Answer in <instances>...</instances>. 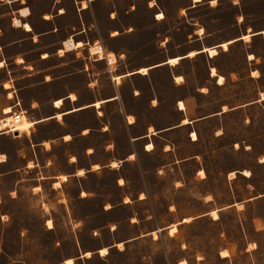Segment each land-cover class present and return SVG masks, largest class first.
I'll return each mask as SVG.
<instances>
[{
    "label": "rangeland",
    "instance_id": "rangeland-1",
    "mask_svg": "<svg viewBox=\"0 0 264 264\" xmlns=\"http://www.w3.org/2000/svg\"><path fill=\"white\" fill-rule=\"evenodd\" d=\"M11 2L0 0V14ZM50 4L51 0H37V29L53 25L39 17V12ZM151 4L153 0H106L101 5L118 9L120 21L136 23L135 31L119 41L130 48L146 44L143 57L154 54L155 46L183 43L187 49L216 45L264 29V0H217L215 5L211 0H155V8H150ZM161 11L166 18L157 20ZM73 19L74 12L70 10L56 22L63 25ZM0 22L7 31L6 40L26 36L22 27H10L6 16ZM200 27L204 33L196 34ZM65 34L66 29H61L38 41L25 38L7 48L8 60L18 53L32 60L33 75L10 64V72L0 70V93L7 95L3 77L11 74L22 106L31 117L48 115L52 101L58 97L76 92L80 103L89 90L92 94L99 90L96 78L101 73L91 67L99 56L90 47L101 44L102 54L98 52L103 56L105 45L101 39L88 37L83 47L67 52L61 60L58 55L43 60L42 53L55 51ZM166 34L172 35L171 43H164ZM135 56L138 54H125L122 62L134 60ZM63 60L67 66L59 67ZM209 63L206 53L184 63L190 73V86H209V93H201L200 89L195 93L199 100L197 115L222 109L224 102L231 103L228 106L249 104L195 122L199 137L196 142L190 138L188 128L179 127L156 137V147L150 153L140 151L135 157L137 163L131 159L123 164L116 156L109 160V154L104 152L103 144L110 149H115V144L106 143L101 134L104 124L96 119L93 110L67 115L60 119L62 122L56 118L38 124L35 134L41 144L34 143L33 150L26 147L22 153L33 158L37 153L39 166L29 167L27 163L33 164L29 161L14 173L0 177V213H7L9 218L5 222L0 216V264H66L69 257L74 258L75 264H264V104L250 103L264 93V34L238 39L228 50L221 51L216 63L223 71H231L226 85L206 80ZM253 69H258L259 77L249 75ZM160 73L162 106L140 107L144 119L156 125L151 131L174 125L179 118L173 107L174 97L186 94V88L176 87L164 70ZM47 76L52 79L48 81ZM190 86L192 91L194 87ZM34 99L40 107L33 110ZM69 100L65 109L71 107ZM105 109L111 120L110 135L118 140L116 151L123 153L129 131L135 129L126 126L114 107ZM87 126L93 128L92 134L82 138ZM66 132H70L75 146L89 143L97 147V158L109 161L108 165L85 171L83 176L72 172L76 171L75 166L65 155L72 145L62 138ZM1 136L0 148L12 150L15 137ZM44 140L51 141L49 147ZM162 146L170 151L163 152ZM12 160L15 166L19 165L16 157ZM245 170L251 175H246ZM233 171L235 175L231 174ZM201 172L205 173L203 177ZM65 173H69L68 180L59 188L53 187L59 175ZM121 174L126 177L122 186ZM83 187L92 192L83 195ZM36 188L41 191L36 192ZM141 196L146 199L140 200ZM127 202L130 206L123 204ZM213 209L218 210V218L209 213ZM185 217L191 219L184 221ZM48 220L53 221V228H48ZM154 230L157 236L152 233ZM122 241L129 242L126 245ZM103 246L109 247L106 255L98 252ZM222 251L228 255L223 256ZM86 252H91L92 257L84 256Z\"/></svg>",
    "mask_w": 264,
    "mask_h": 264
},
{
    "label": "crops",
    "instance_id": "crops-1",
    "mask_svg": "<svg viewBox=\"0 0 264 264\" xmlns=\"http://www.w3.org/2000/svg\"><path fill=\"white\" fill-rule=\"evenodd\" d=\"M69 1L70 2L67 3V0H51L50 6L39 12V17L40 19H43L44 22H53L51 28L45 30L39 28L37 29V26L39 25L35 21V18L38 15L37 11L39 10L37 7L38 6L37 0H12L11 4L5 3L8 8L6 11L0 14V18L2 16L3 17L6 16L8 18L10 27L14 29L18 27H22L24 32L26 33V36L9 38L6 40L7 31L5 30L3 24L0 22V61L3 62V67H0V70L3 72L5 71L10 72L9 65L15 63L19 65L25 72H27V74H29L30 76L33 75V72L30 71V67H33V65L30 63L32 62V60H29L24 54L18 53L13 59L8 60L9 56L7 53V48L11 45L20 44L21 41L24 40L25 38H31L34 39L35 41H38L42 38L43 35L49 33H55L61 29H66V34L63 37L60 45L56 48V50L51 52L44 51L42 53L41 56L43 57V60L49 59L52 55H58V57H60L59 58L60 60L63 57H66L67 52L71 50L66 51L65 54L61 56L59 53V49L64 47V41L70 37L73 38L75 41L83 42L82 46L74 49L83 47L84 42L88 39V37L92 39H101L105 45L103 47L104 49L103 56H101L99 52H97L96 54H98L99 57L95 60V62L93 63L91 62V67L97 68V71L101 73L100 77L96 78V81L98 80L99 82L98 84L99 90L97 93L92 94L91 90H89L90 93L88 94L87 98H85V100H83L82 102L78 103L80 101V97L77 95L76 92H71L64 97H58V98H63L64 101L61 107L56 106L57 98L54 99L52 101V106H51L52 108L48 109V112H50L48 115H42L40 117H31L28 112L27 113L28 118L34 120H41L43 118L53 116L59 111L66 112L71 110L70 112L64 114L63 116L64 119V117L67 115L93 110L96 119H98L100 122L104 124L101 130V134L105 135L104 139L106 143L111 141V143L115 144V149L112 148L110 149L109 147L106 146V144H103L102 147L104 148V152L109 154L108 156L109 160L112 159V156H116L117 161L124 164L130 161L132 157L138 156V153L140 151L144 153L152 152L154 147H156L157 145L155 141L156 137H161L163 134L169 133L179 127L188 128L189 133L192 134L193 132H197V130L194 129L195 122L197 123L199 121H203L205 119L227 113L231 109H238L242 107L243 104L245 105L249 104L248 102H246L238 105L228 106L231 103L224 102L222 103V109H218L216 111L209 112L204 115H197L199 110V100L195 95L196 91L199 92L200 89L201 93H209L210 90H209V86L206 85L205 83H202L201 85H197V86H190L191 83L190 73L187 69L184 68V63L189 58L196 57L201 53H206L209 56V62H210L207 69L206 80L214 79L218 85L220 86L226 85V83L229 82L230 80L231 71L229 73L223 71V69L216 63V59L222 51L220 47H219L220 52L212 57L210 56V54L202 50L204 49L205 46H214V45H204L203 47H189L187 49L183 46L184 45L183 43L177 45H169V46L166 45L165 47H160V48H158V46H155L156 48H154L153 51L154 54L145 55L143 57L141 55L145 53L142 50L145 49V47L147 46L146 44L141 43L138 47H133V48L126 47L125 44H120L119 40L120 38L124 37L123 35L132 34V32L135 31L136 23L133 21H126V22L120 21L118 9L112 7L106 8L107 6L106 7L101 6L103 3L106 2V0H69ZM84 2H86L85 5ZM151 7H153L152 4L150 5V8ZM60 8L64 9L63 14H61ZM22 9H28V13L23 14ZM70 10L74 12V19L72 21H67V23L66 22L63 23V25L57 24L56 19L60 17L61 18L66 17L67 13ZM126 11L129 10L126 9ZM113 13H115V17H113L112 15ZM46 17L50 19H46ZM15 18H18L21 21L22 25H16L14 22ZM164 18H166V16ZM25 24L30 25L31 31H29V29H26ZM94 29H97L98 34L91 33L92 30ZM114 32L117 33L118 35L113 36L112 33ZM198 33L199 32H196V34ZM90 34L92 35L90 36ZM172 40H173L172 35L166 34L163 41L164 43L166 42L171 43ZM191 50L197 51L198 52L197 55L188 56V53ZM45 52L48 53V56L46 57L43 56ZM131 53H134V55L138 54V56H135L134 60L127 59V61L123 63L122 57L125 54H127V57H130ZM174 57H181V58L177 64H170L168 60ZM20 58L23 59L22 60L23 63H20L19 61ZM150 58L153 59L151 60ZM253 59H256V57ZM111 60H116V61L112 62ZM62 66L64 67L67 66V61L64 60L61 61V65L59 67ZM142 67H148L149 71L147 73L137 72ZM212 69H214L218 75H213ZM161 70H164L168 74L170 81L176 87H179L180 89L186 88V94L175 95L174 97L173 107L175 108V110L178 112L179 115V118L174 123V125L170 127L168 126L159 127V128L155 127L156 129L151 131V128H154L153 126L156 125L153 121L144 119V114L142 112L143 110L140 107L144 106L147 109H156L162 106L164 100L160 92L161 91L160 86L162 80L161 77L159 76V73L161 72ZM254 70L258 71V69H253L249 75H251L252 77H257L252 75ZM64 73L67 74V71ZM220 75L224 76L223 83L218 82ZM117 76H121V80L119 82L115 78ZM177 77H181L182 79L177 81L176 80ZM11 79L14 80L11 74H9L8 77L4 75L3 77V80L5 81L4 85L5 84L11 85ZM47 80L49 81V79ZM189 86L194 87L192 91L189 90ZM200 86L201 88H199ZM85 88H87L86 85ZM5 89L8 92L7 95L3 91L2 93H0V118L5 115L6 112L4 111V109L7 106H10L12 111H15L17 109L13 105L14 101L12 97L8 95L10 91L9 88H5ZM205 89L207 91H204ZM72 93L76 95L77 99H72L71 96ZM67 99H70L69 101L71 102V107L65 109ZM152 100H156L157 103L155 105L152 104ZM34 101L36 100L34 99L31 101V106L33 110L40 107L38 101H36L37 102L36 106L34 105ZM97 101H101V104L99 106L94 105ZM181 102L184 103L183 108L180 105ZM258 102L264 104V99H262L261 97H257L256 99L250 101V103H258ZM76 103L78 104L76 105ZM108 106L114 107L115 111L119 113L120 116L123 117L126 126L130 128V130L135 129L134 131L132 130L129 131L130 133L128 137L127 150H125L123 153H118L116 151V149H118V140L116 137L110 135L111 120L107 118L108 114L105 109V107ZM224 106L227 107L225 110H224ZM74 108H76V110H73ZM52 119H56V118H50L38 122L37 124H35V126L31 127L29 132L24 131L22 133H17V134H12L11 132L8 131L0 132V136L6 134H12L15 137V140H13L15 141V146L13 147L12 150L6 151L0 148V155L7 157L6 160L0 161V177L4 175H9V173H14L15 170L19 169L21 166H25V164L29 161H32L33 164L27 163V166L29 165H32L33 167L39 166L37 153L34 154L35 158H33V157H27L25 153H22V151L26 147L27 148L31 147V149L33 150L31 145H33L34 143L37 146L41 144L40 140L36 138V134H35L36 126L40 123H44ZM185 119H187V122L186 123L182 122ZM58 121L62 122L63 120H58ZM89 128H90L89 126L83 128V134L81 135L82 138H88L92 134L93 128L91 129ZM85 130H87V134H85ZM66 135H69L70 137L71 136L70 132L64 133V136L62 137L64 138L65 141H70V139L67 140L65 139ZM190 138L192 139V137ZM192 140L196 142L199 140V137H197V139H192ZM46 142L49 143V145L47 146L49 147L51 141L44 140V143ZM73 142L74 140H71L68 143L72 146H69L66 149V154H65L66 159L67 156L68 158L70 157V163H72V165L75 166L76 171H72V172L77 173L79 169H83L84 172L91 171L96 169L94 168V165H102V166L108 165L107 163L109 161H105L97 158L96 156L97 147L89 143L85 146H75ZM149 143H153L154 145L153 149L151 150L147 149V144ZM89 149H92V151L89 152ZM161 149L163 152L170 151L163 146ZM14 157H16L19 160V165L15 166V164H13L12 159ZM73 157H75L76 159L73 160ZM133 161H134L133 163H137L139 160L138 158H135V160ZM76 173L74 175H76ZM65 174L67 175L69 173H65ZM125 179L126 177L121 174L119 180H125ZM82 189L84 192L87 193L92 192L90 189H85L84 187ZM135 199L138 200L139 196H137ZM144 199L146 198L142 196L140 197V200H144ZM126 200L130 201L128 197ZM123 204L130 206V202ZM4 215L7 216V213H0V216L4 217ZM122 242L124 244L126 243L127 245L129 241H122Z\"/></svg>",
    "mask_w": 264,
    "mask_h": 264
},
{
    "label": "bare ground",
    "instance_id": "bare-ground-1",
    "mask_svg": "<svg viewBox=\"0 0 264 264\" xmlns=\"http://www.w3.org/2000/svg\"><path fill=\"white\" fill-rule=\"evenodd\" d=\"M85 4H86V2H84V5H85ZM22 13H23V14L28 13V9H22ZM162 13H163V12H162ZM164 17H165V15H164ZM164 17H163V18H164ZM16 21H19L20 23L17 24ZM14 22H15L16 25H22V24H21V21H20L18 18H15ZM25 25L30 26L29 24H25ZM30 28H31V27H30ZM26 29H28V28H26ZM201 29H203V28H201ZM201 29H199L198 32H199L200 34H203V33H204V29H203V31H201ZM117 32H118V31H117ZM257 33L264 34V29L261 30V31H258V32H254V33H251V32H249V33H245V34H243L241 37L234 38V39H230V40H227V41H223V42H221V43H219V44H217V45H214V46H207V47H204V49H203L202 51L207 52L208 54H210V56L213 57V56H215V55H217V54L219 53V50H218L219 47L222 48V50H228V49H229V45L232 44V43H234V42L237 41L238 39H243V37H245V36L250 37L251 35H254V34H257ZM225 44L228 45L227 48L224 47ZM82 45H83V42H81V41H75L73 38L70 37V38H68V39H66V40L64 41V47H62V48L59 49V53L64 52V54H65L66 51H68V50H72V49L77 48V47H80V46H82ZM90 50H92L93 52H98V51H100V54H102V51H101V50H102V47H101V45H98V44H97V45H93V46L90 47ZM190 52H196V53H198L197 51H194V50H191ZM43 56L45 57V53H44ZM47 56H48V53H47ZM188 56H190V55H188ZM180 58H181V57H174V58H170L168 61H171L172 59H178V62H179ZM22 60H23L22 58L19 59V61H22ZM169 63H170V62H169ZM170 64H171V63H170ZM142 68H148V67H142ZM148 69H149V68H148ZM137 72H140V71L138 70ZM140 73H143V72H140ZM212 74H213V75H218V74H216V72L213 73V71H212ZM47 77H49V76H47ZM221 77H223V81H222V82H221V79H220ZM115 78L117 79L118 82L121 80V76H117V77H115ZM176 80H177V81L181 80V77H177ZM218 80H219V81H218L219 83H223V82H224V76L220 75ZM71 96L73 97V96H75V95H74V94H71ZM261 98L264 99V93H262ZM57 101H60V104H59V105H57ZM63 102H64V101H63V98H57V99H56V106L61 107V105H62ZM100 104H101V101H97L94 105H95V106H99ZM181 104H183V107H184V103L181 102L180 105H181ZM183 107H182V108H183ZM6 108H10V109H11L10 106H7ZM73 110H76V108H74ZM224 110H225V109H224ZM11 111H12V109H11ZM70 111H71V110H70ZM70 111H68V112H70ZM66 113H67V111H66V112L59 111L58 113H56V115H55L54 117L57 118L58 120H60V119L63 118L64 114H66ZM49 118H50V117H46V118H43V119H41V120H34V119H30V118H28V116H27L26 113H25V114H22L20 120H18V121L15 122V124H16V129H15V130H16V131H19L20 133H22V132H24V131H28V132H29L32 126H35V124H37L38 122L43 121V120H47V119H49ZM10 119H11V117L8 118L7 121H3V120L0 119V132H6L5 129H6L7 127H9V125H10V121H9V120H10ZM182 122L186 123V122H187V119H185V120L182 121ZM4 130H5V131H4ZM193 133L196 134V139H197V137H198L197 133H196V132H193ZM65 137H69V136L66 135ZM191 137H192V134H191ZM192 139H193V138H192ZM46 143H47V145H49L48 142H46ZM149 144H152V145H153V143H149ZM153 147H154V145H153ZM147 149H148V148H147ZM132 156H133V155H132ZM263 160H264V159H263ZM112 165L114 166V165H116V163L113 162ZM94 168H97V165H94ZM81 172L84 173V170H83V169H79L78 172H77V174L80 175ZM232 173H235V172L233 171V172H231V174H232ZM244 173H250V172H249V170H245ZM63 177H67V180H68V176H67L66 174L59 175V179L56 180V181L54 182V185H56V184H60V185H61L62 182L65 181L64 179H62ZM84 194H85V192L83 191V195H84ZM213 212L216 213L215 216L212 215ZM209 213H210L214 218H218V217H219V213H218V210H217V209H213V210H211ZM4 216H6V215H4ZM190 219H191L190 217H185V218H184V221H189ZM159 230H161V228H160ZM153 234H154V236H157V231H154ZM119 244L121 245V243H119ZM104 249H108V252H109V247H108V246H103V247H101V248L99 249V253H100L101 255H106V254H108V252L102 254ZM225 252H226V251H222V253H225ZM87 253H89V252H86V253H84L83 255H84V256H88ZM223 256H224V255H223ZM68 261H72V264H73V263H74V258H73V257H69V258L65 259V263H66V264H67Z\"/></svg>",
    "mask_w": 264,
    "mask_h": 264
},
{
    "label": "snow or ice",
    "instance_id": "snow-or-ice-1",
    "mask_svg": "<svg viewBox=\"0 0 264 264\" xmlns=\"http://www.w3.org/2000/svg\"><path fill=\"white\" fill-rule=\"evenodd\" d=\"M211 2H212L213 5H215V4L217 3V0H211ZM235 2L238 3L239 0H235ZM153 7H154V8L157 7V5L155 4V0H153ZM60 12H61V14H63L64 9H63V8H60ZM112 15H113V17H115V13H113ZM163 17H164V13L159 12V13L156 15L155 18H156L157 20H161V19H163ZM46 19H50V18L46 17ZM241 19L243 20L244 18L241 17ZM16 23L19 24L20 22H19V21H16ZM25 27L28 28L29 31H31L30 26L25 25ZM201 31H203V29H201ZM112 35H113V36H116V35H118V34L114 32V33H112ZM243 39L247 40V39H249V37H248V36H245V37H243ZM224 47L227 48L228 45L225 44ZM60 55L63 56V55H64V52H61ZM188 55H190V56H196L197 53H196V52H189ZM46 56H47V53H45V57H46ZM169 62H170L171 64H177V63H178V59H172V60L169 61ZM20 63H23V61H20ZM0 67H3V62H2V61H0ZM139 71H140V72H143V73H147V72L149 71V69H148V68H140ZM213 73H215V70H213ZM252 75H253V76H258L259 73H257V72H253ZM47 79L51 80L52 77H47ZM181 79H182V78H181ZM220 79H221V82H222V81H223V77H221ZM3 87H4V88H10L11 85H10V84H5V85H3ZM204 91H207V90L205 89ZM8 95L11 96V93H9ZM72 99H77V97L73 96ZM156 103H157L156 100H152V104L155 105ZM59 104H60V101H57V105H59ZM33 107H34V106H33ZM181 107H183V104H181ZM4 111H5V112H10L11 109H10V108H5ZM129 119H131V118H129ZM85 134H87V130H85ZM217 135H219V133H218ZM192 138H193V139H196V134H195V133H192ZM65 139L67 140V139H71V138H70V137H65ZM237 147H239V145H237ZM147 148H148L149 150H151V149H153V145H152V144H147ZM91 151H92V149H89V152H91ZM6 159H7L6 156L0 155V161H4V160H6ZM75 159H76V158L73 157V160H75ZM132 159H135V157H132ZM115 166H116V165H114V167H115ZM29 167H32V165H29ZM97 167H99V165H97ZM245 174H246V175H249V176L251 175V173H245ZM80 175L83 176L84 173L81 172ZM200 175L203 177V176L205 175V173H204V172H201ZM232 175H235V173H232ZM62 179H64V180L66 181V180H67V177H63ZM119 183H120L121 185H123L125 182H124V180H120ZM60 186H61L60 184L53 185V187H56V188H59ZM35 191H36V192H40L41 189H40V188H36ZM11 195H12L13 197H15V196H16V193L13 192ZM208 199L211 200L212 197H209ZM108 207L111 208V205H108ZM241 207H243V206L241 205ZM212 215L215 216L216 213L213 212ZM2 219H3L5 222H7L9 218H8L7 216H4V217H2ZM47 226H48V228H53V221H52V220H48V221H47ZM252 247L254 248V247H256V245H252ZM120 248L123 249V248H124V245H120ZM107 252H108V249H104L102 254L107 253ZM87 255H88L89 257H91V256H92V253L89 252V253H87ZM222 255L227 256L228 253L225 252V253H222ZM67 264H72V261H68ZM182 264H183V262H182Z\"/></svg>",
    "mask_w": 264,
    "mask_h": 264
},
{
    "label": "built area",
    "instance_id": "built-area-1",
    "mask_svg": "<svg viewBox=\"0 0 264 264\" xmlns=\"http://www.w3.org/2000/svg\"><path fill=\"white\" fill-rule=\"evenodd\" d=\"M3 1H10V0H3ZM98 43H96L95 45H97ZM101 45V44H100ZM102 46V45H101ZM9 93H11V97L13 99V105L17 108L15 111H11V112H6L5 115L3 117H1L0 119L3 121H7L8 118L11 117L10 121V125L9 127H7L5 130L8 132H11L12 134H17L20 133L19 131H16V124L15 122L20 120L22 114H27L28 110L26 108H23L22 103H21V99L18 95L17 92V87L15 85V82L13 79H11V87L9 88Z\"/></svg>",
    "mask_w": 264,
    "mask_h": 264
}]
</instances>
